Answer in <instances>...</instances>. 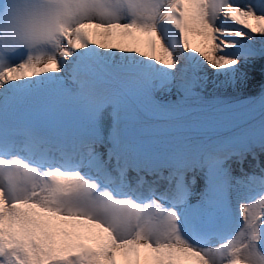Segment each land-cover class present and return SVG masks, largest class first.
Listing matches in <instances>:
<instances>
[{"label": "snow or ice", "instance_id": "snow-or-ice-1", "mask_svg": "<svg viewBox=\"0 0 264 264\" xmlns=\"http://www.w3.org/2000/svg\"><path fill=\"white\" fill-rule=\"evenodd\" d=\"M169 26L180 57L196 60L191 76ZM193 33L206 47L190 43ZM253 33L264 39V0H0V264H264V187L259 207L240 205L239 233L205 246L226 189L254 179L264 186V168L234 177L229 164L258 160L256 148L264 154V118L231 151L234 141L147 143L121 129L125 99L175 109L203 99L210 82L246 85L241 65L264 59V47L231 37L253 41ZM40 89L52 91L53 105L65 91L80 102L83 130L71 145L30 121L18 125V109ZM259 100L264 108V83Z\"/></svg>", "mask_w": 264, "mask_h": 264}, {"label": "bare ground", "instance_id": "bare-ground-1", "mask_svg": "<svg viewBox=\"0 0 264 264\" xmlns=\"http://www.w3.org/2000/svg\"><path fill=\"white\" fill-rule=\"evenodd\" d=\"M237 2H242V1L237 0ZM237 27H240V26H237ZM245 31H248V30L245 29ZM170 32H171V30H170ZM169 35H170L172 40L176 41L174 38V35L172 33H169ZM252 35L255 37V39L253 41H249L247 38H244V37H231V39L238 40L243 47H249L250 46L256 50H259L260 48L264 47V39L261 38V35L258 33H253ZM96 38L97 39H103V37H101V36H97ZM115 42L121 43L120 40H116ZM190 43H192L193 46H196V47H201V48L206 47V41L204 40V38L202 36L195 34V33H193L192 36L190 37ZM141 46L143 47V45H141ZM143 50H147V49L143 48ZM101 51H103V50H101ZM175 54L178 57H180L178 50H176ZM189 56L192 59L193 67H195L196 60L193 59L191 55H189ZM180 58H181L182 65L186 66L189 69V67L186 63V59L183 56ZM139 59H142V58H139ZM116 61H118V62L122 61V58L120 56H117ZM241 70L245 71L249 74V79H248V82L246 85L238 86L236 88L214 89L212 86V83L210 82L208 84V88L205 90L206 93L203 94V96H204L203 99H197V98L189 96L185 100L190 101L189 99H192L191 100L192 103L205 104L204 99H209V98H205V96L211 97V95L214 96V94L221 95L222 97L225 98L223 100L239 98V93H240L239 91H241L245 95L246 94L254 95V96L258 95V91L256 90V85H257V83L264 80V59L258 58L255 61V63H253V64H248V65L242 64ZM205 71L207 72L210 81L217 79L216 77H214L212 75L211 69H205ZM196 74L201 75L203 73H196ZM224 79H225L224 76H220L218 78V80H220V81H223ZM210 100H211V98H210ZM242 175H244L242 172H239V173L237 172V173H235L234 177H241ZM257 189H259L257 184L255 182H252V181L244 183V184H240V185H236L235 183L232 184L233 199H234L236 212L238 213V221L236 224V230L231 237L236 236L237 233H239L240 228L243 227L244 217L240 212V205L246 203L251 207V205L253 203H255L257 205V207H259V203H260L259 194H260V192L258 194H255V191ZM240 239H242V237H240ZM219 243L214 244V245H209L207 247L215 248V247L219 246ZM185 264H197L196 258H189L187 261H185Z\"/></svg>", "mask_w": 264, "mask_h": 264}]
</instances>
